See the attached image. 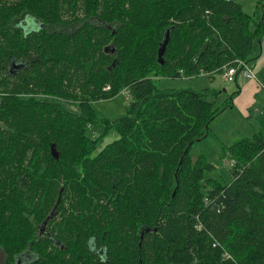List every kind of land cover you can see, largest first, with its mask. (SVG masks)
<instances>
[{"label": "trees", "instance_id": "16d2710c", "mask_svg": "<svg viewBox=\"0 0 264 264\" xmlns=\"http://www.w3.org/2000/svg\"><path fill=\"white\" fill-rule=\"evenodd\" d=\"M263 35L236 0H0L3 264H264V129L208 178L190 153L220 92L157 85L249 62ZM123 91L126 115L100 117Z\"/></svg>", "mask_w": 264, "mask_h": 264}, {"label": "rangeland", "instance_id": "374dc122", "mask_svg": "<svg viewBox=\"0 0 264 264\" xmlns=\"http://www.w3.org/2000/svg\"><path fill=\"white\" fill-rule=\"evenodd\" d=\"M236 1L243 6L246 13L253 15L257 12V16L264 17V0ZM260 1L261 4H259ZM19 25L26 30H35L39 23L36 21L33 23L31 19L24 18L19 22ZM56 29L72 30L71 27H58ZM247 66L253 71L259 82L256 83L248 95L242 97L238 102L237 99L243 94L241 91L246 85V82L240 83L242 72L239 74L237 82H227L222 73L214 74L213 77L201 74L196 77L161 78L157 80L160 89H192L195 91L214 89L220 92L218 97L211 100H214L215 106L222 109L223 112L211 123L209 136L205 140L196 143L190 153L194 163L203 155L205 161L215 167L214 171L206 174L208 178L229 182L231 180V168L228 163L232 157H230L228 148L234 142L252 137L255 131L264 129V40L257 58L249 60ZM130 101V95L123 91L114 99L101 100L94 103L93 106L100 117L115 121L126 115ZM247 104L249 105L243 112L242 107ZM67 107L77 112V108L70 105H67ZM92 134L96 136L98 132L92 130ZM108 141L110 139L104 140L105 143ZM99 148L101 149L102 145ZM0 264H3V253L1 251Z\"/></svg>", "mask_w": 264, "mask_h": 264}, {"label": "built area", "instance_id": "2783aa9c", "mask_svg": "<svg viewBox=\"0 0 264 264\" xmlns=\"http://www.w3.org/2000/svg\"><path fill=\"white\" fill-rule=\"evenodd\" d=\"M263 40H264V35H263ZM242 72V76L247 79V80H256L257 78L255 77L253 71L248 68L247 66V62H244L242 60H236V64L232 65V66H228L226 68H224L223 71V76L224 79L227 82H236L237 81V77L239 76V74ZM181 75L184 76V73L181 72ZM208 76H210V74H206ZM108 90L110 88H107ZM128 93V92H127ZM231 161L228 163V165L230 166V168L235 167L236 162L230 158Z\"/></svg>", "mask_w": 264, "mask_h": 264}, {"label": "crops", "instance_id": "0c3cea01", "mask_svg": "<svg viewBox=\"0 0 264 264\" xmlns=\"http://www.w3.org/2000/svg\"><path fill=\"white\" fill-rule=\"evenodd\" d=\"M259 16V15H258ZM260 17V16H259ZM263 19H264V17H262ZM261 18V19H262ZM241 79V78H240ZM237 80H238V77H237ZM237 82V81H236ZM243 82H246V85H245V87H244V89L241 91L243 94L237 99V102L239 101V100H241V98L242 97H244V96H246V95H248L249 94V92L252 90V88L256 85V83L257 82H259V81H257V79L256 80H247V79H245L243 76H242V79H241V81H240V83H243ZM249 104H247V105H245V106H243L242 107V111L244 112V110H246V107L248 106ZM257 112V111H256ZM261 130V129H260ZM259 131V130H258ZM256 132V131H255ZM254 132V133H255ZM119 138V135L118 134H116V133H110L104 140H106V139H110V141L112 142V141H114V140H117ZM104 140L99 144V146L100 145H102V148L101 149H103L107 144H109L110 143V141H108L107 143H105L104 142ZM103 143H105L104 145H103ZM100 148H99V150H101Z\"/></svg>", "mask_w": 264, "mask_h": 264}, {"label": "water", "instance_id": "95a60500", "mask_svg": "<svg viewBox=\"0 0 264 264\" xmlns=\"http://www.w3.org/2000/svg\"><path fill=\"white\" fill-rule=\"evenodd\" d=\"M170 40V35H169V32L167 33L166 35V39L163 43V45L161 46L160 50H159V63L160 64H164V54H165V50H166V46L168 44ZM52 154L53 156L56 158V159H59V155L58 153L56 152L55 149H52ZM61 197H62V191L60 192V195H59V198L57 200V203H56V206L54 208V210L52 211V214L47 218V220L44 222V226L42 228V232H44L45 228H46V225L49 221V219H51L55 214H56V211H57V206L60 204L61 202Z\"/></svg>", "mask_w": 264, "mask_h": 264}, {"label": "flooded vegetation", "instance_id": "af4514ba", "mask_svg": "<svg viewBox=\"0 0 264 264\" xmlns=\"http://www.w3.org/2000/svg\"><path fill=\"white\" fill-rule=\"evenodd\" d=\"M26 259V256H22L21 260H25Z\"/></svg>", "mask_w": 264, "mask_h": 264}, {"label": "bare ground", "instance_id": "6f19581e", "mask_svg": "<svg viewBox=\"0 0 264 264\" xmlns=\"http://www.w3.org/2000/svg\"><path fill=\"white\" fill-rule=\"evenodd\" d=\"M106 50V49H105Z\"/></svg>", "mask_w": 264, "mask_h": 264}]
</instances>
